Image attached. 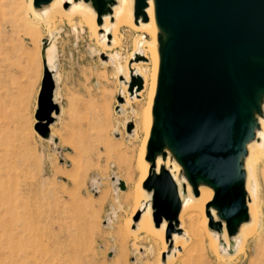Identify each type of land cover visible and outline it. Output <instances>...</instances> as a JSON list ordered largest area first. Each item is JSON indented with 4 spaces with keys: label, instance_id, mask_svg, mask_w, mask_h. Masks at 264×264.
Instances as JSON below:
<instances>
[{
    "label": "rangeland",
    "instance_id": "obj_1",
    "mask_svg": "<svg viewBox=\"0 0 264 264\" xmlns=\"http://www.w3.org/2000/svg\"><path fill=\"white\" fill-rule=\"evenodd\" d=\"M29 3L0 0V264H264L258 246L264 239V151L251 166L262 233L244 252L220 253L203 225L204 213L193 224L182 216L180 233L189 238L169 261L162 241L130 233L145 132L138 118V136L134 121H127L148 107L149 97L134 99L137 89L131 90L126 74L139 63L150 81L153 66L135 49L142 35H151L122 25L119 43H112L111 33L107 46L103 31L99 37L79 16L69 21L58 15L45 46L48 25L34 20ZM51 46L61 113L52 137L44 139L34 127L44 47Z\"/></svg>",
    "mask_w": 264,
    "mask_h": 264
},
{
    "label": "water",
    "instance_id": "obj_2",
    "mask_svg": "<svg viewBox=\"0 0 264 264\" xmlns=\"http://www.w3.org/2000/svg\"><path fill=\"white\" fill-rule=\"evenodd\" d=\"M51 1L34 0L33 4L39 7ZM93 1L102 24L116 0ZM147 7L148 0H135V17L148 22ZM155 13L161 30L160 67L146 161L154 162L158 154L166 157L169 148L195 196L200 194V183L214 190L207 208L219 212L233 236L248 217L241 158L255 137L256 113L264 116V0H155ZM143 86L141 76L132 78V91H141ZM56 89L44 54L34 127L44 139L52 137L51 126L61 113ZM132 130L130 125L128 131ZM119 184L125 189L123 181ZM143 187L153 191L155 225L169 221L166 234L170 238L180 225L182 210L171 173L166 169L152 172ZM207 215L212 217L210 212ZM138 219L137 215L135 222Z\"/></svg>",
    "mask_w": 264,
    "mask_h": 264
},
{
    "label": "bare ground",
    "instance_id": "obj_3",
    "mask_svg": "<svg viewBox=\"0 0 264 264\" xmlns=\"http://www.w3.org/2000/svg\"><path fill=\"white\" fill-rule=\"evenodd\" d=\"M33 1L34 0H30L28 5L29 10L27 11L32 12L36 22L39 23L43 21L48 25L49 38L44 40L47 41L48 44L52 42L54 35L53 26H55V20L58 15L65 17L69 21H72L75 17L79 16L86 24H89L93 33L95 35H99V37V32L103 31V43L107 46L110 42L107 39V35H110L111 33H113L112 43L114 45L119 43L117 34H119L118 32L122 25L132 26L151 35V40H147L146 37L142 35L135 49V55L137 54V58L149 60L151 66H153V68L151 67L153 70V75L152 73L149 74L150 83L148 82L145 70L142 68V65H139V63H137L139 66H137V64H133L132 72L129 75L128 73L126 74L127 82L138 75L141 76L144 81L143 89L141 91H135L133 98L137 99V97H143L144 93L147 95V97H149V101L147 102L148 107L146 106L140 115L137 114L134 120L129 119L127 121L128 123L130 121H134L135 128L132 132L134 135L138 136L137 123L138 128L141 129V132H145V137H143L144 139L142 140L143 145L140 158V162L142 164L141 175L136 187L137 197L134 200L135 209L133 214L136 216L138 215L139 219L138 221L134 222L132 230H129L130 233L137 237L139 233L146 232L152 235L154 239L162 241L164 244V248L162 247L164 249L163 252L167 253V261L173 258L174 254L179 251V248L184 246L180 244L187 243L189 233L187 231H184V233L178 232V230H183V224L178 226L176 225V231L172 233L170 238L167 237L166 234L169 221L164 220L161 225H155L153 219L154 209L152 207L153 191L143 187L144 182L152 172L159 174L163 169H166L171 173L177 185L179 196L182 202V210L179 219L181 220L182 216L187 214V219L193 224V222H196L197 219H201V213H204L203 225L206 229V232L211 234L216 242H218L219 252L224 251L225 254L230 256H233V254H230L229 252L231 249H234L236 252H244L246 247H249L247 246L249 239L261 236L262 232L259 230L263 227V215L259 206V194L256 193L251 187V166L253 163V158L257 152L264 151V120L260 117V115L258 113L255 115L257 121V126L254 129L255 137L247 144V154L241 158L243 170L246 174L245 187L247 193L248 217L238 224V232L235 235L230 236L228 234L226 222L219 216V212L213 207L207 208L208 203H210V201L213 199L214 190L209 185L200 183V194L199 196H195L193 186L190 184L185 170L169 148L165 149V153L167 155L166 157H163L162 154H158L154 162L145 160L148 142L154 124L153 107L157 94L160 67L158 36L161 34V30L159 29L156 22L155 0H148V7L145 10L149 17L148 22H145L142 16L139 18L135 17V0H116V4L112 8V13H107L103 16L102 24L96 22L99 18V15L97 12V5L93 0L88 2L85 0H52L50 3L41 4L39 7H35L33 5ZM67 5L69 6L67 7ZM44 54L47 59L49 69L53 73L56 83H58L57 66L55 63H52L54 60V47L51 46L47 48ZM141 63H145V61ZM135 70H138V72H135ZM129 103L130 98L125 97V104ZM261 109L264 111V96L261 101ZM59 116L57 115L56 117ZM137 118L138 122L136 123ZM52 127L53 125L51 126V129ZM119 181L120 179L117 178L116 182L118 184ZM208 212L211 213L212 217L207 215ZM219 225L221 226V230L217 231V228L220 227ZM199 228L201 229L202 227L199 226ZM201 232H204L203 228L201 229ZM171 243L173 244V248L172 250L169 249L167 251ZM258 246H260L262 261L264 262V239L261 240L260 238Z\"/></svg>",
    "mask_w": 264,
    "mask_h": 264
},
{
    "label": "crops",
    "instance_id": "obj_4",
    "mask_svg": "<svg viewBox=\"0 0 264 264\" xmlns=\"http://www.w3.org/2000/svg\"><path fill=\"white\" fill-rule=\"evenodd\" d=\"M57 93H58V87H57V89H56V94H55V99H56V101H57Z\"/></svg>",
    "mask_w": 264,
    "mask_h": 264
}]
</instances>
